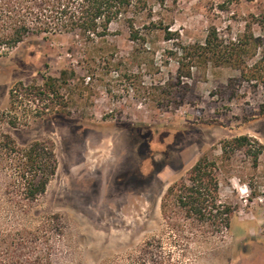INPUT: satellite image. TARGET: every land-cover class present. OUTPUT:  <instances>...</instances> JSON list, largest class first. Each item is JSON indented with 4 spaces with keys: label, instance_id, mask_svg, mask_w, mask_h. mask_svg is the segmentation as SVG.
Returning a JSON list of instances; mask_svg holds the SVG:
<instances>
[{
    "label": "rangeland",
    "instance_id": "obj_1",
    "mask_svg": "<svg viewBox=\"0 0 264 264\" xmlns=\"http://www.w3.org/2000/svg\"><path fill=\"white\" fill-rule=\"evenodd\" d=\"M155 9L174 40L160 31L134 44L113 23L88 47L70 34H41L0 56V110L8 109L14 84L41 85L46 75L67 103L66 112L62 105L44 111L34 102L29 113L22 106L18 126L3 125L20 145L51 141L57 168L25 213L0 199V264H22L33 246L45 264L144 263L147 241L177 233L162 217V195L204 154L217 160L220 197L235 211L227 232L192 242L181 259L264 264V152L252 161L255 141L264 145V86L210 64L179 82L172 56L176 43H202L211 27L222 37L249 29L260 40L252 63L264 55V0H166ZM102 52L113 60H84ZM63 69L73 74L60 77ZM241 135L250 145L222 158L221 142ZM46 221L47 243L14 230ZM19 236L23 248L16 250Z\"/></svg>",
    "mask_w": 264,
    "mask_h": 264
},
{
    "label": "trees",
    "instance_id": "obj_2",
    "mask_svg": "<svg viewBox=\"0 0 264 264\" xmlns=\"http://www.w3.org/2000/svg\"><path fill=\"white\" fill-rule=\"evenodd\" d=\"M166 0H0V56L32 35L70 34L77 38L80 47H88L110 33L113 23H121L134 44L149 43L151 32H162L164 40H174L175 33L157 13L155 7L165 6ZM260 40L249 29L236 37H222L211 27L202 43H176L172 56L177 68L179 82L191 77L193 69L200 70L208 64L214 67L228 66L239 71L243 80H256L264 86V55L249 63L256 54ZM73 54V50L71 53ZM112 52L84 58L94 61H111ZM85 57V56H84ZM90 76L93 69H88ZM73 74L63 69L60 77ZM51 75H46L41 85L24 84L19 81L9 90V106L0 110V199L19 213L43 194L50 178L55 174L57 160L54 145L48 140H35L20 145L3 130V125L17 127L19 109L29 113L34 102L42 104V110L62 105L66 112L60 88ZM246 135L225 139L221 142L222 158L231 152L250 145ZM257 147L252 155L253 164L264 152V145L255 141ZM250 153V149H247ZM219 165L216 159L204 154L188 169L186 175L166 188L160 201L162 217L177 233H169L168 240L161 238L147 241L145 250L150 254L142 264H187L184 256L192 242L223 235L227 232L235 208L220 197ZM50 221L40 227L14 229L16 233H35V238L48 242ZM58 226V225H57ZM188 231L189 233H182ZM42 233V234H38ZM41 235V236H38ZM23 237H17L16 250L23 248ZM33 246L31 255L22 264H45ZM41 251V249H39ZM177 250L178 255H174ZM35 254V255H34ZM26 263H25V262Z\"/></svg>",
    "mask_w": 264,
    "mask_h": 264
}]
</instances>
